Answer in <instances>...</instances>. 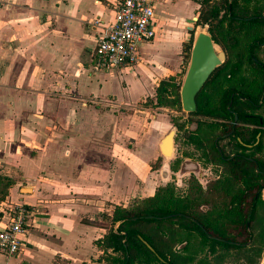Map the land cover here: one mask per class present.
<instances>
[{"label":"crops","instance_id":"1","mask_svg":"<svg viewBox=\"0 0 264 264\" xmlns=\"http://www.w3.org/2000/svg\"><path fill=\"white\" fill-rule=\"evenodd\" d=\"M168 1L157 2L155 36L132 70L96 71L92 53L113 0H0V174L13 180L0 222L9 205L35 210L22 252L0 253V264H90L105 230L82 220L156 190L141 145L148 137L156 159L166 122L136 105L183 76L186 23L199 6L179 11Z\"/></svg>","mask_w":264,"mask_h":264},{"label":"trees","instance_id":"2","mask_svg":"<svg viewBox=\"0 0 264 264\" xmlns=\"http://www.w3.org/2000/svg\"><path fill=\"white\" fill-rule=\"evenodd\" d=\"M197 3L196 26L208 25L226 59L196 95V110L188 116L194 135L187 137L203 155L214 151L226 173L213 188L197 187L192 198H176L162 186L133 204H111L93 220H82L105 230L94 241L98 264L258 262L264 244V0ZM185 46L189 52L190 43ZM179 85L173 77L162 80L154 97L139 104L180 107ZM222 136L230 145L224 159L214 142ZM12 184L0 174V201ZM216 193L220 199L211 200Z\"/></svg>","mask_w":264,"mask_h":264},{"label":"built area","instance_id":"3","mask_svg":"<svg viewBox=\"0 0 264 264\" xmlns=\"http://www.w3.org/2000/svg\"><path fill=\"white\" fill-rule=\"evenodd\" d=\"M159 0H113V20L102 27L92 53L96 71L132 69L140 61V47L155 36V7ZM264 200V188L261 190ZM0 253L14 257L23 250V238L33 224L35 210L24 203L2 212ZM257 264H264V244Z\"/></svg>","mask_w":264,"mask_h":264},{"label":"rangeland","instance_id":"4","mask_svg":"<svg viewBox=\"0 0 264 264\" xmlns=\"http://www.w3.org/2000/svg\"><path fill=\"white\" fill-rule=\"evenodd\" d=\"M186 1L188 3H186ZM168 3L169 8H175L176 10L183 11L184 9H187L190 7L192 0H169L166 2ZM196 16V15H195ZM189 24L186 23V26ZM155 27V26H154ZM195 30H199L195 25ZM188 56L184 64V70H183V76L178 79L176 83L180 84L182 83V79L184 77L188 60H189V52H187ZM134 68V67H133ZM132 68V69H133ZM131 69V70H132ZM179 85V87H180ZM180 89V88H179ZM179 92V91H178ZM179 96V95H178ZM180 102V100H179ZM136 109L142 110V109H150L154 110L152 111V115L154 114H160V118L164 119L166 122L164 132L167 133L170 129L176 128L175 132V145H174V151L173 155L169 159H165L161 154H158L157 158L150 157L149 154L151 152V147H153L154 143L150 142L149 138L146 137L145 143L141 145L143 149H145V152L147 155H145L146 163L144 165L145 174L147 176H153L154 174V180L155 184L158 185V187L162 186H169L174 193V196L176 198H192L194 196H197L196 193L197 187L202 188V190H206L207 187L210 186V188H213V185L218 180H221L225 173H226V166L223 164L222 161H220L214 151H210L209 149L205 150L204 155L201 150H198L196 148H191L185 143V138L188 135H194V124L192 125L189 120L188 116H186L182 110L181 107H175V108H147L142 106L141 104L136 105ZM148 112V111H147ZM150 113L147 114V118L150 120ZM148 128H152L149 124H147ZM152 130H150L151 132ZM179 143V146H178ZM206 141H203V144ZM126 146L130 147L133 144V140L126 141ZM209 144V143H208ZM231 144V143H230ZM218 148H220L223 152V157H227L230 153V145L229 142L227 143L226 138H222L218 141ZM210 145H207V148H209ZM155 148V147H154ZM178 149V152H176V149ZM150 150V151H149ZM183 154V158L188 159V163H194L195 161L199 164V169L194 172H187L184 171L183 176L180 178H176L173 174V161L175 157H179ZM149 157V158H148ZM152 160V161H151ZM145 198V197H144ZM136 200H140L141 198H134ZM134 199L130 200V204H133L135 201ZM143 199V198H142ZM217 199L219 200V195L216 193L214 197L211 200ZM100 256V253L95 252V257L90 260V264H98L97 258ZM102 264V263H101Z\"/></svg>","mask_w":264,"mask_h":264},{"label":"water","instance_id":"5","mask_svg":"<svg viewBox=\"0 0 264 264\" xmlns=\"http://www.w3.org/2000/svg\"><path fill=\"white\" fill-rule=\"evenodd\" d=\"M197 19V16L188 19L186 27V42L190 43L189 60L179 89L180 107L186 116L196 110V95L211 73L226 59L224 50L212 40L207 24L196 26L199 30H195ZM236 119L234 115V121ZM176 130L170 129L159 142V152L165 159L173 155Z\"/></svg>","mask_w":264,"mask_h":264},{"label":"flooded vegetation","instance_id":"6","mask_svg":"<svg viewBox=\"0 0 264 264\" xmlns=\"http://www.w3.org/2000/svg\"><path fill=\"white\" fill-rule=\"evenodd\" d=\"M184 140H185V143L188 146H190L192 149L195 148L194 143L192 141H189L187 136H186V138ZM218 140L219 139L216 138V139H214V142L216 143V142H218ZM174 145H175V138H174ZM203 145H205V143ZM178 146H179V143H178ZM178 149L179 148L176 149V152H178ZM218 154L221 156V158L224 159L221 150H218ZM187 160L188 159L183 158V154L182 153H181V155L179 157H175L174 158V161H173V169H174L173 174H174V176L176 178V181H177V178H180L181 176H183L184 171L194 172V171L199 169V164L196 161H195V164H194V163H188Z\"/></svg>","mask_w":264,"mask_h":264}]
</instances>
